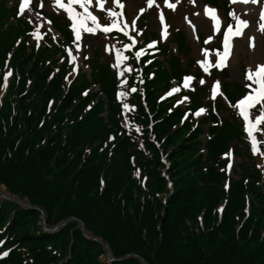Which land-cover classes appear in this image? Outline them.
Wrapping results in <instances>:
<instances>
[{
    "label": "trees",
    "instance_id": "1",
    "mask_svg": "<svg viewBox=\"0 0 264 264\" xmlns=\"http://www.w3.org/2000/svg\"><path fill=\"white\" fill-rule=\"evenodd\" d=\"M49 1L35 0L33 10L59 37L17 3L0 0V85L11 71L0 86V186L40 208L49 228L70 218L83 222L115 259L264 264V121L254 133V155L234 107L250 82H223L227 102L213 99L211 84L224 74L200 68L169 10L166 42L146 19L136 23L137 46L129 49L120 33L97 30L76 41L67 14L42 9ZM203 1L231 22L236 17L228 0ZM152 42L158 46L149 48ZM77 43L90 74L80 66L71 71L76 64L67 50L77 54ZM139 49L144 56L136 57ZM117 54L127 57L120 66ZM187 76L193 83L185 87ZM200 108L205 112L194 115ZM4 252L0 264H143L111 263L78 221L48 233L40 212L0 197Z\"/></svg>",
    "mask_w": 264,
    "mask_h": 264
},
{
    "label": "rangeland",
    "instance_id": "2",
    "mask_svg": "<svg viewBox=\"0 0 264 264\" xmlns=\"http://www.w3.org/2000/svg\"><path fill=\"white\" fill-rule=\"evenodd\" d=\"M14 2L19 5V0H12V5ZM168 2L170 4H175L174 9L171 8L173 10H177V15L175 17L176 20L173 22V26L183 29L186 32L188 44L193 50V57L197 61L202 60L204 58V53L207 52V59L212 65L209 67V70L216 68L215 53L216 51L221 53L223 52V50L220 51L217 49L223 41L222 32L226 31L229 26L223 15V10H221V12L216 11V15H218L223 22L221 31L217 32L216 30H212V22L210 18L204 15L205 6L203 5L202 0H179L178 3L176 0H168ZM232 2L237 9L239 19L246 20L247 24L249 23V27L242 36H238L235 39L234 53L229 57V60H225L220 65L224 75L220 80L221 82L220 87H218L217 97L223 96L221 89L223 88V82L243 83L244 77L242 75L241 66L244 65L248 71H254L255 66L264 65V32H262L259 27L262 23L260 20V10L264 9V0H257L255 4H249V8L246 10V13H243V8L240 9L236 1L232 0ZM62 3L66 4L67 0H62ZM119 3L123 5L122 8L116 7L115 4H111V0H104V8L101 11L96 9L93 0V2L89 4V11H91L93 15L97 16V23H100L102 27L108 26L111 28V19L115 20L116 22L117 27L114 28H124L127 34H132L134 25L137 22H143L147 19L146 22L149 27L153 31H156L158 34H160L162 26L160 25L159 17L161 15V9L166 8L164 5V0H154L151 7H149L147 0H119ZM27 8L28 9H25L24 13L22 14L32 17L34 16L33 18H40L37 14L32 13L30 2ZM42 8L48 13H54L58 15L67 14L62 8L55 5L54 0L49 1V3L43 5ZM29 9L31 11H29ZM141 9H143V11H141ZM109 10L119 13V15L108 18L107 13ZM123 13L125 14L126 18L123 17ZM105 17L107 20H104ZM38 19L37 22L40 23L42 27H46L51 30L49 24L46 23L45 20ZM106 21L109 23L107 24ZM164 24L166 25V36L163 38V40L166 41L169 34V28L165 21ZM50 32L54 34L55 37H59L53 30ZM78 34L80 36L79 41H81L85 35L90 33L81 30ZM209 36H211V40L206 44L205 40L208 39ZM172 47L176 48L175 45H172ZM212 50L216 51L213 52ZM75 60L80 67L84 69L87 68L83 66L84 57L80 47L79 53L75 56ZM220 93H222V95H220ZM236 162H238V160H236ZM0 192H6L3 186H0ZM47 228H49L48 223Z\"/></svg>",
    "mask_w": 264,
    "mask_h": 264
},
{
    "label": "snow or ice",
    "instance_id": "3",
    "mask_svg": "<svg viewBox=\"0 0 264 264\" xmlns=\"http://www.w3.org/2000/svg\"><path fill=\"white\" fill-rule=\"evenodd\" d=\"M30 0H19V11L20 13H24L25 9L28 7ZM55 5L62 8L65 13L68 15V19L72 21V33L75 35L76 41H79L80 36H79V31H84L91 33L93 35L96 34L97 30H100L101 32L107 33L111 30L110 27L103 26L100 23H97V16L93 15L91 11H89V4L93 2V0H67V3H62V0H54ZM154 0H147V3L149 7L152 6ZM178 3L179 0H176ZM244 3H249L251 2L252 4H255L257 0H243ZM94 4L96 9L98 10H103L104 8V0H94ZM111 4H115L116 7H123L122 4L119 3V0H111ZM74 5H78L79 9L82 11H76L74 10ZM164 5L169 8L175 7V4H170L168 0H164ZM42 6V5H41ZM29 11H31L29 9ZM143 11V9H141ZM119 13H115L111 10L108 11L107 17L111 18L114 16H118ZM204 15L210 17V20L212 22V30H218L219 28V20L218 17L216 16V10L212 9L210 7L205 6L204 7ZM229 15H233L232 13H229ZM235 19V28L233 29V25H229L228 29L223 32V54L221 52L216 51L215 53V66L217 68L220 67V65L227 59V57L230 54V37L231 36H239L241 35L242 28L247 26V21L246 20H241L239 18L234 17ZM160 20V25L161 30H160V35L161 38H164L166 36V25L164 24V17L163 14L160 15L159 17ZM260 20L262 23L260 24V30L264 32V9L260 10ZM31 23V21H29ZM110 25L111 27H117L115 20L110 19ZM126 27V26H125ZM34 38H37V34L35 32L32 33ZM124 35H127V32L124 33ZM211 40V36L208 37V39L205 40V43H209ZM155 42H152V44L149 45V47H153ZM128 46L125 45V48ZM76 49L77 51L79 50V44H76ZM143 50L137 51L135 53L136 57H139L141 55ZM208 53H204V58L202 60L197 61V63L200 65V68L204 72H208L209 67L212 65L207 59ZM69 57H71V53H69ZM121 59H127V57L121 58L119 54H117V59H116V64L117 66L120 64ZM69 63H72L71 58L68 61ZM73 73L76 71V67L73 66L72 70ZM127 71V69H125ZM11 75V71L8 70L5 75L3 76V81L4 84L0 85L3 87H6L8 77ZM117 75H120L119 72H117ZM248 81L251 82V85H255V87L251 88V94H246L242 99L236 102L234 107L238 109V116L242 118L243 120V130L247 134V137L251 143V148L252 152L255 155L258 151L257 148V140L254 137V130L257 129L258 125L261 124L262 121H264V104H261L260 108V113L259 115L255 116L254 122H251L249 119V112L248 109L252 108L255 104H259L261 101H264V65H257L255 66L254 71H249L246 73L245 77ZM67 79V77H66ZM184 86H188V82L193 79L191 76L184 77ZM201 84L204 83L203 80L200 81ZM249 85V87H251ZM131 91L135 92L136 89L132 88ZM171 92L178 91V89L173 88L170 90ZM218 94V82H214L212 88H211V97L215 99V97ZM123 93L117 92V99L120 100L123 97ZM222 95V93H220ZM187 99V98H185ZM232 106V105H230ZM123 108L125 110L129 109V105L127 103L123 104ZM205 112L204 108L198 109L194 115L199 116L201 113ZM111 139V137L109 138ZM136 175L139 176V170H137ZM146 179V178H145ZM222 211V209L220 210ZM0 255L7 256L8 253L4 252Z\"/></svg>",
    "mask_w": 264,
    "mask_h": 264
},
{
    "label": "water",
    "instance_id": "4",
    "mask_svg": "<svg viewBox=\"0 0 264 264\" xmlns=\"http://www.w3.org/2000/svg\"><path fill=\"white\" fill-rule=\"evenodd\" d=\"M0 196L3 197L6 200L14 201L15 203L19 204L24 209H31V210H34V211H37V212H41V214H42V220H43V224H44V229H45L46 232H50V233L59 232L69 222H71V221H78L79 227H80V229H81V231H82V233H83V235H84L85 238H87L88 240L100 242L106 248L107 253H108L107 257H108L109 262H112V263H115V262H123V261H126V260L131 259V258H137L143 264H148L144 259H142L140 256H138L136 254H128V255H126L123 258L115 259L113 257V255H112V251H111L110 246L108 245V243H106L101 238H96V237H93L92 235H90L89 232L87 231L86 227H85V224L83 222L77 220L76 218L67 219V220L63 221L62 223L58 224L57 226H55L54 228L49 229V228H47L46 215H45V213L40 208H38V207H32L27 201L19 200L18 198L14 197V196L6 193V192H0Z\"/></svg>",
    "mask_w": 264,
    "mask_h": 264
},
{
    "label": "bare ground",
    "instance_id": "5",
    "mask_svg": "<svg viewBox=\"0 0 264 264\" xmlns=\"http://www.w3.org/2000/svg\"><path fill=\"white\" fill-rule=\"evenodd\" d=\"M234 1H236V3L239 5V7H240V9H242L243 8V13H246V10H248V8H249V4H251V2H249V3H244L243 2V0H234ZM26 9H28V8H26ZM242 11V10H241ZM217 17H218V20H219V28H220V26L222 25V21H221V18L218 16V15H216ZM210 18V17H209ZM38 19V18H37ZM40 19V18H39ZM223 26V25H222ZM221 26V27H222ZM248 27H249V23L247 24V26L246 27H243L242 28V32H241V35L240 36H242L243 35V33L248 29ZM218 28V29H219ZM239 36V37H240ZM235 37L236 36H231L230 37V45H231V47H230V54H229V56L230 55H232L233 53H234V43H235ZM228 56V57H229ZM227 57V58H228Z\"/></svg>",
    "mask_w": 264,
    "mask_h": 264
}]
</instances>
